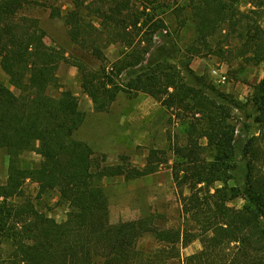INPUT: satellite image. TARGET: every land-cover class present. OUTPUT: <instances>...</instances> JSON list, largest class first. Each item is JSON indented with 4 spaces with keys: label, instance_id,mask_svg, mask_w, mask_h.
I'll return each instance as SVG.
<instances>
[{
    "label": "trees",
    "instance_id": "1",
    "mask_svg": "<svg viewBox=\"0 0 264 264\" xmlns=\"http://www.w3.org/2000/svg\"><path fill=\"white\" fill-rule=\"evenodd\" d=\"M171 1L145 0L138 7L133 0H73V9H52L51 18L64 20L71 41L101 62L99 69L75 63L96 113H108L121 93L144 94L180 120L183 142L172 147L171 167L185 219L179 228L160 226L153 216L111 222L104 181H136L166 161L152 150L142 169L124 161L107 166L78 140L86 114L58 76L65 54L47 45L38 19L23 15L28 0H0L1 68L19 92L0 78V149L9 157L8 180L0 185L1 264H264V79L250 117L258 135L244 125L241 139L232 116L242 104L197 75L190 62L171 63L180 52L165 19ZM174 10L189 11L195 23L191 59L218 56L237 81L244 68L233 73L235 62L264 63V0H184ZM114 44L127 53L110 71L104 50ZM50 89L60 96H50ZM37 148L45 159L26 165L22 155ZM28 181L39 186V196L58 193L69 210L64 221L26 197ZM239 199L243 207L230 205ZM147 237L154 248L141 247ZM196 240L202 249L183 260L182 248Z\"/></svg>",
    "mask_w": 264,
    "mask_h": 264
},
{
    "label": "rangeland",
    "instance_id": "2",
    "mask_svg": "<svg viewBox=\"0 0 264 264\" xmlns=\"http://www.w3.org/2000/svg\"><path fill=\"white\" fill-rule=\"evenodd\" d=\"M28 1L29 4L23 11V15L38 19L41 28L45 31L47 45L62 51L66 56L67 62L61 64L58 76L63 90H69L78 97L79 108L86 114L84 125L75 137L88 143L95 151L96 157L107 166H114L124 161L132 167L142 169L148 163V157L152 150L159 151L158 158L166 161L160 165L155 174L136 181L128 182L123 177L104 181L103 185L111 208V222L115 224L153 216L160 226L182 227L185 219L182 214L179 190L174 184L171 169L174 163L172 147L177 141L183 142V135L180 131L181 122L178 117L144 94L130 95L126 93L119 94L108 113H96L91 98L82 90L75 63L83 61L92 69H99L101 62L71 41L69 29L64 20L51 18L52 9L60 10L62 14L73 9V0ZM144 1L133 0L138 7H142L141 4ZM183 2L184 0H172L170 4L173 10L168 11L165 17L168 22L167 30L174 37L180 51L177 54V61L171 63L183 65V63L190 62L191 69L197 75L208 77L220 91L233 95L243 106L240 111L235 110L232 116L233 123L241 131L240 138L245 139L244 125L251 126V135H258L259 126L250 117L255 112L252 103L255 89L264 79V63L258 66H249L244 62H235L231 69L233 73H240L244 68L241 80L237 81L228 74L229 66L218 56L205 55L191 59L188 52L195 45V23L189 11L186 10L181 14L174 10ZM176 3L177 6H175ZM262 21L264 26V17ZM183 23L184 25H182ZM104 52L111 71L112 64L122 59L127 50L122 44H114ZM2 54L3 49L0 47V78L14 93L19 94L16 89L11 87L9 77L1 68ZM217 75H225L226 81L220 82ZM127 77L128 75L125 73L124 81ZM48 94L57 98L60 96V91L50 89ZM45 157V152L37 148L32 152L24 153L21 158L26 165L34 166L40 164ZM8 168L9 157L5 150L0 149V185H5L8 180ZM24 191L26 197L32 200L40 212L58 222L66 219L69 210L66 205L59 202L57 192L39 196V186L32 181L26 182ZM185 194L188 195V190H185ZM20 201V199L17 200V202ZM230 205L241 208L244 202L239 199L231 202ZM140 245L145 249L156 246L150 237L142 240ZM201 249V242L194 241L188 247L182 248V259L185 260ZM3 251L7 250L3 249ZM2 257L4 254H2L0 246V264ZM168 264H182V260H173Z\"/></svg>",
    "mask_w": 264,
    "mask_h": 264
},
{
    "label": "built area",
    "instance_id": "3",
    "mask_svg": "<svg viewBox=\"0 0 264 264\" xmlns=\"http://www.w3.org/2000/svg\"><path fill=\"white\" fill-rule=\"evenodd\" d=\"M165 33H166V31H165ZM155 41H156V43H158V44L161 42L159 35H156V36H155ZM216 73H217V72H216ZM217 76H219V78H220V82H225V81H226V76H225V75H217Z\"/></svg>",
    "mask_w": 264,
    "mask_h": 264
},
{
    "label": "crops",
    "instance_id": "4",
    "mask_svg": "<svg viewBox=\"0 0 264 264\" xmlns=\"http://www.w3.org/2000/svg\"><path fill=\"white\" fill-rule=\"evenodd\" d=\"M59 69H60V68H59ZM220 73H221V72H220ZM222 73H223V72H222ZM222 73H221V74H222Z\"/></svg>",
    "mask_w": 264,
    "mask_h": 264
}]
</instances>
